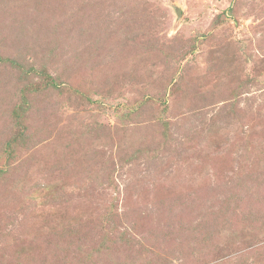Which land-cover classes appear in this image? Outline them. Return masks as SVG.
Masks as SVG:
<instances>
[{"label":"rangeland","instance_id":"374dc122","mask_svg":"<svg viewBox=\"0 0 264 264\" xmlns=\"http://www.w3.org/2000/svg\"><path fill=\"white\" fill-rule=\"evenodd\" d=\"M0 264H264V0H0Z\"/></svg>","mask_w":264,"mask_h":264}]
</instances>
